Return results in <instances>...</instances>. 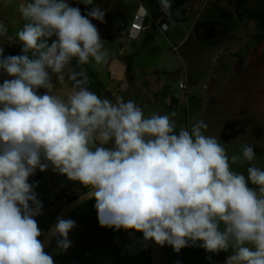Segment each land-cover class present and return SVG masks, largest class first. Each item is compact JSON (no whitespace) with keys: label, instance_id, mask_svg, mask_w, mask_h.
<instances>
[{"label":"clouds","instance_id":"clouds-1","mask_svg":"<svg viewBox=\"0 0 264 264\" xmlns=\"http://www.w3.org/2000/svg\"><path fill=\"white\" fill-rule=\"evenodd\" d=\"M159 3L170 14L171 0ZM17 10L26 21L16 33L22 54L4 56L0 47V70L12 77L0 84V264H54L46 244L55 239L61 253L71 247L76 221L57 217L47 233L38 225L39 182L29 183L37 169L89 189L99 226L142 233L144 246L231 249L225 264H264V170L232 168L255 159L253 146L229 158L202 120L177 132L175 112L146 117L132 100L91 91L86 70L71 65L107 62L92 23H105L100 7L82 14L68 0H20ZM56 83L63 95L53 92Z\"/></svg>","mask_w":264,"mask_h":264},{"label":"rangeland","instance_id":"rangeland-1","mask_svg":"<svg viewBox=\"0 0 264 264\" xmlns=\"http://www.w3.org/2000/svg\"><path fill=\"white\" fill-rule=\"evenodd\" d=\"M139 1L93 0L92 6H98L106 13L105 23L96 20L92 23L99 29L109 56L103 65L90 62L77 66V71L86 70L90 78L89 89L96 93L101 90L108 78L109 62L119 52L118 44H125L131 49L128 58L131 62L129 81L132 82L129 90L122 93L125 101H134L146 117L157 113L160 107L162 115L177 113L174 118L177 132L180 127L190 128L191 123L202 120L208 124L205 134L216 136L229 158L233 154L242 156L244 145L253 146L255 159L251 162L241 159L232 165L234 171L247 175V168L253 165L264 170V94L260 96L261 100L251 101L241 84V79L249 78L245 85L259 82L264 85V0H183L185 11L178 7L176 0H171L170 14L161 11L159 0L143 1L150 13L148 28L137 40L129 39L126 34L121 39L113 38L122 37L123 32L129 30ZM19 2L0 0V22L6 29V34L0 36V47L7 55L22 54L16 33L26 21L17 10ZM68 2L79 7L82 14L92 7L81 0ZM159 18L167 23V32H162L156 24ZM259 23H263V27L260 28ZM13 41L16 43L11 44ZM249 52L255 54L260 63L244 67L242 63L247 64ZM253 59L256 58L253 56ZM11 78L0 70V84ZM150 78L164 83L167 90L174 93H180L179 83L185 82L189 91L202 100V112L197 117L192 112L187 119L183 107L170 111L163 106L164 98L148 88ZM45 90L39 89V94H44ZM66 91L67 88L58 83L53 89L58 95ZM212 94L215 96L213 101L207 102ZM197 102L198 99L193 108ZM38 177L40 182L36 185ZM29 183L36 185L34 191L43 204V214L36 217L43 233L53 215L69 199L81 193L75 181L51 169L45 172L37 169L29 177ZM70 219L76 221V227L69 233L71 247L61 253L54 240L47 251L54 264H141L139 233L130 235L123 229L100 227L94 202L77 208ZM161 252L162 264H225L227 255L232 254L231 249L211 254L198 246L185 247L176 253L168 245L161 247Z\"/></svg>","mask_w":264,"mask_h":264},{"label":"crops","instance_id":"crops-1","mask_svg":"<svg viewBox=\"0 0 264 264\" xmlns=\"http://www.w3.org/2000/svg\"><path fill=\"white\" fill-rule=\"evenodd\" d=\"M148 28V26H146V29ZM127 31L123 32L122 37H120L119 35L113 38H123L124 35L126 34L127 36ZM117 39V40H120ZM118 48H119V52L117 53L116 56H113L109 62L107 71H108V78L106 80V82L103 84L102 88L100 91H98L97 95H99L101 98H108L110 100H112L113 102H115V97L116 96H122V93L125 91L127 92L129 90V83H132L129 81V74L130 73V69H131V62H129V54L131 52V49H129L125 44L121 45V43L118 44ZM256 51V50H254ZM251 54V56H250ZM255 57L256 59L252 60V57ZM128 58V59H127ZM263 60V59H261ZM255 63H260V60L258 57H256L255 54L252 55L251 52H249L248 54V62L247 64L242 63L244 67H246V65L248 67H252L253 64ZM245 64V65H244ZM249 79V78H243L241 79V84H242V89H244L245 91V95L247 96H251L249 99L252 101L254 99H259L261 100L263 94H264V88H261L262 86H264L261 82L256 83V84H244V82ZM150 84L148 85V88L153 90L154 93H158L159 95H161L164 98V103L163 106L168 107L169 110H176L183 107L185 112H186V117L187 119L189 118V114L193 112V116L197 117L196 115L200 114L202 112V108H203V102L200 98H198L197 94H190V96H188V99L185 100L184 99V92L179 88V92L180 93H174V92H170V90H167V87L164 83L157 81L155 79L150 78ZM67 81V79H66ZM55 82V74H53V83ZM67 84L70 86L71 85V81H67ZM257 87V90H253L254 88ZM147 88V89H148ZM263 89V90H261ZM60 89H58L57 93L59 92ZM46 92V90H45ZM44 92V93H45ZM43 94V93H42ZM214 94H212V96L207 100V102H212L213 98L215 96H213ZM247 96L245 98H247ZM252 96H256V97H252ZM198 99V104L194 105V108L192 107L193 104L197 101ZM205 101V99L203 100ZM162 109V107H160L159 109H157V113L162 115V112H160V110ZM198 111L197 113H194L195 111ZM139 239H140V246H141V256H142V260H141V264H146V260L147 257L149 255L150 252V247L144 246L142 244V233H139Z\"/></svg>","mask_w":264,"mask_h":264},{"label":"built area","instance_id":"built-area-1","mask_svg":"<svg viewBox=\"0 0 264 264\" xmlns=\"http://www.w3.org/2000/svg\"><path fill=\"white\" fill-rule=\"evenodd\" d=\"M150 1V0H140L138 7L136 9V12L134 14L133 20L130 24L129 30H128V38L131 40H137L142 32L146 29V24L148 19L150 18V13L148 9L146 8L144 2ZM156 24H158L159 29L162 32H167L169 30L167 23L162 19H156ZM179 88L184 92V99L187 100L188 96L192 94L189 91V88L187 84L183 81L179 83Z\"/></svg>","mask_w":264,"mask_h":264},{"label":"water","instance_id":"water-1","mask_svg":"<svg viewBox=\"0 0 264 264\" xmlns=\"http://www.w3.org/2000/svg\"><path fill=\"white\" fill-rule=\"evenodd\" d=\"M92 198L89 195V190L81 193L77 197L71 199L66 204H64L61 209L56 213L55 219L53 223L51 224L50 228L45 232L47 233L51 227L56 223L57 217L63 216L65 219H69L72 213L85 204L86 202L90 201ZM44 239V236L42 235L41 240ZM55 239H53L51 242L46 244L45 252L48 251L52 243ZM150 264H162V252L161 247L156 245L154 242L150 241Z\"/></svg>","mask_w":264,"mask_h":264},{"label":"trees","instance_id":"trees-1","mask_svg":"<svg viewBox=\"0 0 264 264\" xmlns=\"http://www.w3.org/2000/svg\"><path fill=\"white\" fill-rule=\"evenodd\" d=\"M176 2H177V5H178V7L182 10V11H185V4H184V1L183 0H176ZM160 4V3H159ZM256 18H257V20H259L258 19V17L256 16ZM262 19H263V15H262ZM261 19V20H262ZM259 26H260V28L261 27H263V23H259ZM264 28V27H263ZM19 55V54H18ZM4 56H9V55H7V54H4ZM77 64H76V61L75 60H73L72 61V68H74L76 71H77ZM95 92V91H94ZM96 93V92H95ZM97 94V93H96ZM40 182V177H38L37 179H36V182ZM75 184H76V188L78 189V190H80L81 191V193H84V192H86V191H88L89 189H87V188H85L83 185H81V184H79V182H75ZM80 193V194H81ZM78 196V195H77ZM77 196H75V197H77ZM75 197H73V198H75ZM73 198H71V199H73ZM71 199H69L68 201H70ZM95 203V201H94V199H91L90 201H88V202H86L85 204H83L82 206H85V205H87L88 203ZM57 213V212H56ZM56 213L53 215V217L49 220V222H48V225H47V227H46V230H48L49 228H50V226H51V224L53 223V221H54V219H55V216H56ZM149 247H150V242H148V244H147ZM146 264H150V252H149V255H148V257H147V260H146Z\"/></svg>","mask_w":264,"mask_h":264},{"label":"flooded vegetation","instance_id":"flooded-vegetation-1","mask_svg":"<svg viewBox=\"0 0 264 264\" xmlns=\"http://www.w3.org/2000/svg\"><path fill=\"white\" fill-rule=\"evenodd\" d=\"M227 256H229V255H227ZM225 257V256H224Z\"/></svg>","mask_w":264,"mask_h":264}]
</instances>
